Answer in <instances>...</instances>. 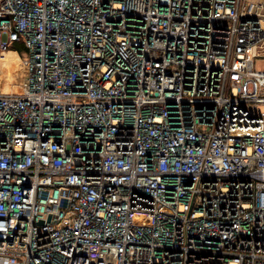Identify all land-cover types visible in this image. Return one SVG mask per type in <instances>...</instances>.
Segmentation results:
<instances>
[{
    "label": "built area",
    "instance_id": "obj_1",
    "mask_svg": "<svg viewBox=\"0 0 264 264\" xmlns=\"http://www.w3.org/2000/svg\"><path fill=\"white\" fill-rule=\"evenodd\" d=\"M260 57L264 0H0V264H264Z\"/></svg>",
    "mask_w": 264,
    "mask_h": 264
},
{
    "label": "rangeland",
    "instance_id": "obj_2",
    "mask_svg": "<svg viewBox=\"0 0 264 264\" xmlns=\"http://www.w3.org/2000/svg\"><path fill=\"white\" fill-rule=\"evenodd\" d=\"M247 1L253 3L256 0H247ZM255 68L257 71L264 72V57H262V58L260 57L256 60Z\"/></svg>",
    "mask_w": 264,
    "mask_h": 264
},
{
    "label": "bare ground",
    "instance_id": "obj_3",
    "mask_svg": "<svg viewBox=\"0 0 264 264\" xmlns=\"http://www.w3.org/2000/svg\"><path fill=\"white\" fill-rule=\"evenodd\" d=\"M12 61H15L17 62L18 61V57L16 54H5L4 55V58H3V63L6 65V63L8 62H12Z\"/></svg>",
    "mask_w": 264,
    "mask_h": 264
},
{
    "label": "trees",
    "instance_id": "obj_4",
    "mask_svg": "<svg viewBox=\"0 0 264 264\" xmlns=\"http://www.w3.org/2000/svg\"><path fill=\"white\" fill-rule=\"evenodd\" d=\"M13 48L15 51L19 52L20 54H23V52H25L24 47L21 44H16Z\"/></svg>",
    "mask_w": 264,
    "mask_h": 264
},
{
    "label": "crops",
    "instance_id": "obj_5",
    "mask_svg": "<svg viewBox=\"0 0 264 264\" xmlns=\"http://www.w3.org/2000/svg\"><path fill=\"white\" fill-rule=\"evenodd\" d=\"M258 0H256L255 2H257Z\"/></svg>",
    "mask_w": 264,
    "mask_h": 264
}]
</instances>
